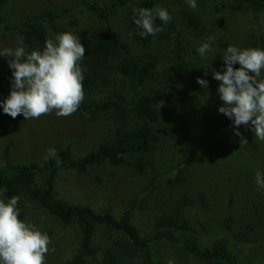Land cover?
Instances as JSON below:
<instances>
[{
  "label": "rangeland",
  "instance_id": "obj_1",
  "mask_svg": "<svg viewBox=\"0 0 264 264\" xmlns=\"http://www.w3.org/2000/svg\"><path fill=\"white\" fill-rule=\"evenodd\" d=\"M112 1L10 0L4 18L9 23H17L46 12L73 14L80 7ZM143 3L144 0H136L133 6L140 7ZM196 5L193 10L200 15L212 16L206 5L197 2ZM181 7L192 9L188 0L170 3L164 9L174 18ZM134 18L119 13L110 18L109 23L132 45L134 52L156 60H150L154 69L149 67L153 77L149 89H157V94L149 91L148 95L159 99L163 114L156 124L160 141L146 156L149 168L143 175L134 174L127 165L116 168L101 165L84 174L61 171L54 183V196L97 212L110 211L115 216L135 204L134 223L143 233L153 229L158 221L178 215L183 200L187 198L196 201V213L193 207L192 212L204 233L216 234L222 230L223 222L232 217L234 231H246L253 242L245 249L246 256L253 264H264V194L259 197L251 190L258 188L255 173L261 172L264 141L256 138L259 151L252 155L234 134L233 120L218 111L220 106L209 105L206 89L198 83L191 85L195 91L178 88L181 83L169 69L170 48L165 43L141 50L130 41L136 30L141 29L136 26ZM261 21L264 24V19ZM221 22V27L211 26L212 30H217L210 31L211 40L193 38L197 51L202 43H209L210 51L203 58L207 59L221 46L226 50V38L237 37L239 45L244 37L242 34L252 26L247 18L239 16H228ZM93 24L86 18L76 26L66 22L56 29H49V36L54 38L56 34L71 32L83 45L88 33L95 28ZM17 41L15 34L0 32V51L14 50L19 46ZM10 59L0 56V164L42 165L48 150L58 146L68 148L74 158H80L96 149L108 136L110 121L101 115L92 119L77 113L58 117L53 111L38 119L26 120L22 114L15 119L5 114L2 103L10 95L13 81V70L8 64ZM186 159L190 161V167L179 173ZM177 176L184 178V183H170L169 179ZM23 207L25 222L35 225L50 238L45 264L63 263L76 253L79 232L75 223L65 225L27 201L23 202ZM246 223L252 229H248ZM105 233L103 228H98L96 237L106 239ZM164 257L167 264H201L193 256L178 250H165Z\"/></svg>",
  "mask_w": 264,
  "mask_h": 264
},
{
  "label": "trees",
  "instance_id": "obj_2",
  "mask_svg": "<svg viewBox=\"0 0 264 264\" xmlns=\"http://www.w3.org/2000/svg\"><path fill=\"white\" fill-rule=\"evenodd\" d=\"M9 1L0 0V32L23 37V46L28 53L43 51L50 38L49 29H56L66 22L76 26L84 18L95 24L83 42L85 56L78 62L84 76V100L75 113L83 117L88 115L91 119L98 115L106 117L110 121L108 136L96 149L80 158H74L68 148L58 146L56 158L44 159L42 165L0 164V199L6 202L13 196L19 197L17 209L21 221L25 222L23 202L27 201L65 225L75 223L78 226L76 253L60 264H167L165 250L186 252L201 264H253L245 254V249L253 243L247 232L234 231V220L230 217L223 222L221 231L207 235L193 215L196 201L185 198L178 215L158 221L153 229L143 233L134 223L135 204L115 216L110 211L97 212L90 207L66 203L53 194L57 174L61 171L84 174L101 165L114 168L127 165L134 174L143 175L149 168L146 156L160 141L156 124L163 114L159 99L148 95L149 91L157 94V89H149V82L153 80L149 72V67L154 69L150 62L152 57L134 52L132 45L109 22L119 13L131 17L135 16L133 9H164L168 4L182 0H144L140 7L133 6L136 0H113L103 5L80 7L73 14L46 12L17 23H9L4 18ZM196 2L206 5L212 16L207 18L196 10L181 7L177 17L173 16L168 23L155 20V25L162 29L160 32L154 36L144 35L143 29H137L130 41L141 50L165 43L170 48L169 69L181 83L178 88L190 92L197 77L205 79L209 89H206L207 102L212 107H221L223 102L217 94L220 82L213 78L212 72L225 70L222 58L226 50L221 46L207 59L203 58L195 48L193 38L207 39L210 31L217 32L211 26H222V18L239 16L247 18L252 26L242 34L244 37L239 45L237 37L226 38L228 46L264 50V24L261 21L264 19V0ZM151 61H156L155 57ZM233 67L240 65L236 63ZM238 131L248 141L241 143L255 155L259 146L251 124L240 125ZM237 138L240 141V137ZM57 159L61 162L59 166ZM190 164L186 159L179 173L188 170ZM260 167L264 175V157ZM169 181L180 184L185 179L177 176ZM251 190L259 197L264 194V189ZM246 227L252 229L248 223ZM98 228L106 231V239L96 237Z\"/></svg>",
  "mask_w": 264,
  "mask_h": 264
},
{
  "label": "clouds",
  "instance_id": "obj_3",
  "mask_svg": "<svg viewBox=\"0 0 264 264\" xmlns=\"http://www.w3.org/2000/svg\"><path fill=\"white\" fill-rule=\"evenodd\" d=\"M188 4L192 9L197 6L196 0H188ZM133 12L134 22L143 29L144 35L154 36L162 30L155 25L157 18L164 23L172 19L163 8H139ZM17 43L20 46L14 50L0 51V56L12 58L8 64L13 70L10 95L2 103L3 112L13 119L22 114L26 120L38 119L53 111L58 117L75 113L84 100V76L78 62L85 56V48L80 38L71 32H62L49 38L42 52L30 53L23 46V37ZM208 51L209 43H202L198 48L201 56ZM222 59L225 70L212 72L213 78L220 82L217 94L223 106L218 111L233 120L234 134L240 137V142L248 143L238 128L249 124L255 137L264 141V50L229 45ZM236 63L239 68L233 67ZM197 83L208 88L205 79L197 77ZM56 156V150L49 149L45 159ZM56 163L59 166L61 162L57 159ZM255 183L264 189V175L260 171L255 173ZM18 202V196L6 202L0 199V264H45L50 238L35 225L19 219Z\"/></svg>",
  "mask_w": 264,
  "mask_h": 264
}]
</instances>
